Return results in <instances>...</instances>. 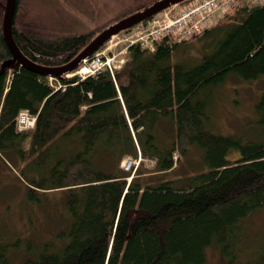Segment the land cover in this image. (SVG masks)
Here are the masks:
<instances>
[{
    "label": "trees",
    "instance_id": "16d2710c",
    "mask_svg": "<svg viewBox=\"0 0 264 264\" xmlns=\"http://www.w3.org/2000/svg\"><path fill=\"white\" fill-rule=\"evenodd\" d=\"M34 1L15 0L12 39L30 62L56 68L109 24L155 0H136L106 23L71 34ZM5 6L0 0V154L18 155L23 167L34 161L39 177L27 182L29 196L63 191L68 215L66 231L57 234L68 241L52 251L44 244L23 264H205L211 247L215 264H264V244L245 262L237 261L243 248L236 245L245 220L264 208V136L245 141L206 128L209 90L213 95L227 77H264V3L237 0L218 13L194 36L207 42L196 65L171 63L188 40L166 34L153 51L130 45L112 74L54 76L56 89L13 59L2 30ZM21 110L36 117L31 130L16 129ZM255 112L264 133V94ZM64 139H77L78 150L61 157L56 145ZM191 145L202 149L206 170L200 165L184 179L174 172ZM127 156L153 160V170L129 182L131 172L112 175ZM8 251L0 235V264H9Z\"/></svg>",
    "mask_w": 264,
    "mask_h": 264
},
{
    "label": "rangeland",
    "instance_id": "374dc122",
    "mask_svg": "<svg viewBox=\"0 0 264 264\" xmlns=\"http://www.w3.org/2000/svg\"><path fill=\"white\" fill-rule=\"evenodd\" d=\"M54 1L60 4V7L54 4ZM66 1L69 5L67 7L62 0H36L34 4L48 6L47 11L57 20L55 26L71 34L106 23L116 12L136 0ZM45 14L48 16L46 12ZM206 43V41L201 43L197 38L188 40L173 51L171 63L187 66L198 64L201 61V45ZM128 44V33L122 32L110 37L100 52L107 57L115 56L116 60L125 59ZM233 78L227 77L224 83L214 89L213 95L209 90L206 128L217 135L236 136L245 141L260 142L264 133L259 128L255 105L264 94V77L253 81ZM52 85L57 86L58 82L52 81ZM64 140L56 145L61 157L74 154L78 150L75 149L78 146L77 139ZM22 147L27 150L24 144ZM16 158L5 159L0 154V235L3 243L9 247V264H23L26 260H32L44 244H48L49 250L52 251L59 249L62 241L63 245L68 241L67 239L61 241L57 237V234L66 231L68 227V215L65 213L66 194L63 191H56L55 194L46 191L30 197L27 182L29 179L38 180L37 164L30 161L23 167L18 155ZM204 164L202 149L191 145L174 173L185 179L200 165L203 167L201 171H205ZM151 170L153 160L141 159L139 167L131 173L137 175ZM243 227L247 232L245 231V237L236 245L243 248L237 261L245 262L264 244V208L247 218ZM17 242L20 244L13 246ZM208 253L205 264H215L214 261L218 258L217 250L211 247Z\"/></svg>",
    "mask_w": 264,
    "mask_h": 264
},
{
    "label": "built area",
    "instance_id": "2783aa9c",
    "mask_svg": "<svg viewBox=\"0 0 264 264\" xmlns=\"http://www.w3.org/2000/svg\"><path fill=\"white\" fill-rule=\"evenodd\" d=\"M248 3L259 5L264 0H245ZM236 0H195L184 5L177 13L174 8L163 10L160 14L141 23L128 32V45L139 44L142 48L153 50L155 41L166 34H171L179 40L189 39L199 35L213 21L218 13L230 8ZM124 59L116 60L115 56H104L103 52L95 53L91 58L84 60L83 66L77 71L76 75L84 78L95 75L104 69L112 72L119 68ZM51 78L49 84L51 85ZM17 127L25 130L34 126L35 117L27 111L18 113ZM140 157L133 159L127 157L122 162L125 171L137 167Z\"/></svg>",
    "mask_w": 264,
    "mask_h": 264
},
{
    "label": "water",
    "instance_id": "95a60500",
    "mask_svg": "<svg viewBox=\"0 0 264 264\" xmlns=\"http://www.w3.org/2000/svg\"><path fill=\"white\" fill-rule=\"evenodd\" d=\"M181 1L182 0H155L150 5L142 8L141 10L109 24L97 36H95L92 41L87 46H85V48L73 60L63 66L56 68H45L35 65L25 58L17 48L11 34V25L15 10V0H6L2 30L6 44L17 64L41 75L60 76L73 71L78 66V64H80L84 59L88 58L92 53L99 49L112 35L132 27L139 22H142L147 18L159 13L160 11L180 3Z\"/></svg>",
    "mask_w": 264,
    "mask_h": 264
},
{
    "label": "crops",
    "instance_id": "0c3cea01",
    "mask_svg": "<svg viewBox=\"0 0 264 264\" xmlns=\"http://www.w3.org/2000/svg\"><path fill=\"white\" fill-rule=\"evenodd\" d=\"M24 145L26 146V148H28V143H27V142H25ZM21 165H22V164H21ZM22 166H23V165H22ZM110 172H111L112 175H115V176H120V175H122V174L124 173V171H123V169H122L120 163L117 164V165H114L113 167H111V168H110ZM146 176H147V174H144V173H143V174L140 176V178H144V177H146ZM129 181H130V180L127 179V182H129Z\"/></svg>",
    "mask_w": 264,
    "mask_h": 264
},
{
    "label": "bare ground",
    "instance_id": "6f19581e",
    "mask_svg": "<svg viewBox=\"0 0 264 264\" xmlns=\"http://www.w3.org/2000/svg\"><path fill=\"white\" fill-rule=\"evenodd\" d=\"M47 76V75H46ZM48 83H49V81H48ZM21 111H27V110H21ZM20 112V111H19ZM28 112V111H27ZM29 113V112H28ZM30 114V113H29ZM32 115V114H31ZM17 116H18V114H17ZM34 116V115H33ZM35 117V116H34ZM16 119H17V117H16ZM35 120H36V117H35ZM34 125H35V123H34ZM34 127V126H33ZM33 127H31V128H28V129H25V130H20V129H18V127H17V122H16V129L18 130V131H26V130H31ZM137 167H135V168H133V169H131V170H129V172H133L135 169H136Z\"/></svg>",
    "mask_w": 264,
    "mask_h": 264
}]
</instances>
